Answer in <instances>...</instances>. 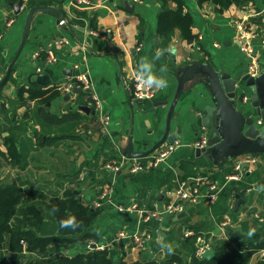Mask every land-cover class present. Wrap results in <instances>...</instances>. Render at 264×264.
Instances as JSON below:
<instances>
[{"label": "crops", "instance_id": "1", "mask_svg": "<svg viewBox=\"0 0 264 264\" xmlns=\"http://www.w3.org/2000/svg\"><path fill=\"white\" fill-rule=\"evenodd\" d=\"M88 1L79 6L78 0L59 4L0 0V81L5 77L0 84V104L8 109L10 119L6 121L0 112V182H14L23 190L35 189L49 196L71 188L84 204L98 202L99 213L84 232L95 235L92 242L107 249L115 263L121 257L163 262L173 255L185 262L201 241L204 249L238 258L252 242L264 239V191H257L264 185V151L234 154L227 143L234 130L224 129V121L233 123L241 114L254 115L255 125L264 126V121L261 126L256 124L261 118L250 100L242 99L244 94L250 95L240 81L249 58L238 47L235 29V23L243 20L264 36V0H244L222 11L211 1L183 0L195 38L189 42L175 29L166 47L160 46L157 33L158 0ZM37 5L58 7L66 24L36 12L22 43L27 11ZM169 7L176 8V3L170 1ZM77 11H85L87 16H78ZM75 17L83 23L74 22ZM165 48L176 52H165L155 61L154 71L161 75L160 68L166 67L168 86L153 89L151 98L134 101L131 92L138 62L141 57L152 60L158 49ZM48 50L55 54V61L46 59ZM209 70L229 73L243 90L236 88L234 97L227 96ZM80 72L89 76L91 91L75 79ZM262 73L264 69L259 75ZM34 74H48L50 82L38 84ZM69 83L73 87L67 88ZM52 86L59 88V95L41 107L58 117L64 115V122L47 125L43 120L37 122L28 92L19 100L17 91ZM92 93L100 99L99 108L91 103ZM207 108L211 114L209 125L204 126ZM42 130L57 138L56 143L38 145L35 131ZM210 132L221 140L206 144L197 155L195 141L201 135L208 139ZM9 134L17 148L14 161L5 146L4 137ZM167 139H178L180 145L153 167L148 156ZM252 143L244 137L233 141L235 149ZM250 155L257 159L254 165L236 179H228L236 172L233 161ZM137 162L146 168L132 172ZM107 163L119 165V169L112 171ZM191 174L218 183L219 198L207 203L201 195L196 201H181L178 211L160 219H144L143 210L162 209L174 199L172 191L179 180ZM205 190L201 188V193ZM237 192L243 203L235 211ZM250 230H254L252 235ZM121 232L125 236L119 238ZM90 243L75 244L68 248L69 254L89 250ZM164 243L172 245V254L162 247ZM54 249L58 253L64 247ZM259 260L264 261V249L254 252L250 263Z\"/></svg>", "mask_w": 264, "mask_h": 264}, {"label": "trees", "instance_id": "2", "mask_svg": "<svg viewBox=\"0 0 264 264\" xmlns=\"http://www.w3.org/2000/svg\"><path fill=\"white\" fill-rule=\"evenodd\" d=\"M60 1L29 0V4H59ZM158 1L160 11L157 14V33L160 37V46L168 45L175 29L179 30L183 39L192 41L195 38L191 30L192 17L184 11L183 0ZM170 1L176 3V8L169 7ZM203 1L214 3L217 11H222L231 4L240 5L244 2V0H198L199 3ZM76 14L81 17L87 16L85 11H77ZM73 21L83 23L82 19L76 17ZM8 77L12 78L11 74ZM24 92H28V102L35 104L32 112L36 113L37 122L40 123L43 120L47 125L64 122V115L58 117L41 107L59 95L58 87L52 86L44 89L20 87L17 91L19 100H23ZM9 103H13V100H9ZM0 112L6 121H10L8 109L3 108L1 104ZM73 115L80 118L77 113H73ZM35 134L40 146L52 145L57 141L55 137H48L44 130L35 131ZM4 139L10 159L13 161L18 159L13 136L9 134ZM195 176L197 175L193 174L187 177L185 175L181 180ZM98 213L99 208L84 204L79 193L71 188L64 189L59 195L49 196L35 189L23 190L20 185L14 182H0V248L5 249V255L2 258L3 264H252L250 263L252 254L264 249V239H257L238 258L223 252H214L212 256L206 258L198 255L196 253L198 248L193 247V251L185 262L180 256L173 255L163 262L121 257L115 263L107 249H99L97 243L92 242L91 239H94L95 235L87 231L84 232ZM69 215H74L79 222V227L75 230L60 227V221L67 219ZM79 243H90L95 246L85 252L65 254L60 251L50 255L54 247L72 248ZM24 253H35L38 258L21 263L20 255ZM253 264H264V261L259 260Z\"/></svg>", "mask_w": 264, "mask_h": 264}, {"label": "built area", "instance_id": "3", "mask_svg": "<svg viewBox=\"0 0 264 264\" xmlns=\"http://www.w3.org/2000/svg\"><path fill=\"white\" fill-rule=\"evenodd\" d=\"M136 1V0H134ZM88 0H78V5H88ZM59 25L66 24L65 19H61L58 21ZM235 29L237 31V40H238V47L241 52L245 53L248 58V64L246 69V74L250 77H257L264 69V36L258 32L252 31L249 29L243 22V20L237 21L235 23ZM46 59L49 62L55 61L56 56L52 50L47 51ZM39 70V69H37ZM75 79L84 87H89V76L85 72H80L75 76ZM73 87L72 83H69L67 88ZM91 89V88H90ZM91 91V90H90ZM153 96V91L145 92L141 89L137 82L134 79V88L131 92V97L134 101L142 100L146 98H151ZM242 99L248 101V95L244 94ZM91 103L94 105L95 108L100 107V99L96 96L95 93L91 94ZM108 119L107 116H104V121L106 122ZM256 124L261 126L263 125L262 119H257ZM207 144V137L201 135L196 141L195 146L197 148H204ZM180 145V140L178 139H167L162 141L158 148H156L151 154L148 156V162L153 167L158 166L176 147ZM256 157L250 155L249 157H238L233 161V167L236 170L235 173L228 175V179H236L239 174L243 171L249 170L250 165H254L256 162ZM106 167L110 168L112 171H117L119 169V165L107 163ZM146 167L142 163H135L131 167V171H142ZM205 188L206 192L201 193V188ZM221 188L218 183L213 182L207 176L199 175L195 177H190L186 180H180L177 186L172 191L174 194V199L171 200L170 203L166 204L160 210H143V217L145 220L150 218H162L167 213H174L179 210L180 202L184 200H191L196 201L198 198L203 196V199L207 203H212L219 198ZM93 206V205H92ZM95 207H99L100 204L97 202L94 204ZM135 207V204L132 205ZM188 234V232L186 233ZM121 236H125L123 232L120 233ZM204 241H201L200 247L197 249L196 253L198 255H202L204 251ZM99 248H103L100 245H97Z\"/></svg>", "mask_w": 264, "mask_h": 264}, {"label": "water", "instance_id": "4", "mask_svg": "<svg viewBox=\"0 0 264 264\" xmlns=\"http://www.w3.org/2000/svg\"><path fill=\"white\" fill-rule=\"evenodd\" d=\"M128 4L130 6H132L133 4L129 3ZM20 6V3H18L16 5V8L18 10ZM44 12L47 13L49 15H52L54 17L57 18V20H61L64 19V14L62 13V11L58 8L55 7L53 5H37V6H32L29 8V10L27 11L26 14V18H25V24L23 27V32H22V43L25 41L28 32H29V27H30V23H31V19L32 16L36 13V12ZM9 72V70L7 71V73ZM210 74L213 76V79L216 80V84L218 87H222L223 91L227 94V96L229 97H234L235 96V90L236 88H238L239 90H243L242 89V84H238L237 80L235 78H232L229 73L224 72V71H220V70H209ZM5 79V77L0 81V84L3 82V80ZM33 79H35V81L38 84L44 85V84H48L50 82L49 79V75L48 74H34L33 75ZM240 81L244 82V86H246L249 91H250V95H249V100L251 102V106L253 107L255 114L259 115L260 118L264 121V73H262L261 75H258L257 77H250L247 74H244L242 77H240ZM87 91H90V88H86ZM77 91H81V88H77ZM179 94V92H178ZM217 102L219 105H221V99L218 98ZM84 110L86 112H88L90 109L89 107H84ZM207 114L205 115V117L202 119V123L204 126H208L209 125V115L211 114V109L207 108ZM224 121V120H223ZM224 125L225 128L226 127H230L234 130V134L228 139L227 143L231 148V151L234 154H242L245 152H260V151H264V142H259L261 139V137L264 138V126L263 127H258L255 125V118L254 115H247L244 116L241 114L238 118L237 121H234L233 123L231 122H227L224 121ZM243 126H246L245 129H243ZM222 129L223 131L226 132V130ZM237 137H244L246 139H249L251 141H253L252 145H247L245 144L244 147H242L241 149H235L234 148V144L233 141L234 139H236ZM221 138L219 136L214 135L212 132H210L208 134V139H207V145H212L218 141H220ZM258 142V143H255ZM204 148H197L196 149V154L199 155V153L201 151H204ZM239 192H237L235 194V204H234V210L236 211L238 209V206L243 203V199H241L239 197ZM95 244H92L91 247H94ZM63 252L65 254L69 253V249L68 248H64ZM214 254V251L212 248H205L203 253H202V257H210Z\"/></svg>", "mask_w": 264, "mask_h": 264}, {"label": "clouds", "instance_id": "5", "mask_svg": "<svg viewBox=\"0 0 264 264\" xmlns=\"http://www.w3.org/2000/svg\"><path fill=\"white\" fill-rule=\"evenodd\" d=\"M165 52L170 54H175L176 50L174 48H165L158 49L155 56L152 60H149L147 57H141L134 70V79L137 82L138 86L143 89L145 92L151 90H163L168 86V81L165 78V73L167 71L166 67L162 66L160 68L161 75H157L154 71L155 61L159 60ZM257 191H264V185H260L257 188ZM61 228H71L75 230L79 227V222H77L74 215H69L67 219L60 221ZM254 230H250L249 235H252ZM162 247L167 250L169 254L174 252V249L170 243L162 244Z\"/></svg>", "mask_w": 264, "mask_h": 264}, {"label": "rangeland", "instance_id": "6", "mask_svg": "<svg viewBox=\"0 0 264 264\" xmlns=\"http://www.w3.org/2000/svg\"><path fill=\"white\" fill-rule=\"evenodd\" d=\"M92 207H95L94 206V204H93V206ZM98 207V206H97ZM119 238H122V237H124V235L123 236H121L120 234H119V236H118ZM55 248V247H54ZM52 249V251L50 252V255H54L55 254V249ZM99 248V247H98ZM99 249H101V248H99ZM4 255H5V249H1L0 248V264H3V257H4ZM33 257H35V259L36 258H38L37 256H36V254L35 253H24V254H21L20 255V261H21V263H25V262H28V261H30Z\"/></svg>", "mask_w": 264, "mask_h": 264}]
</instances>
